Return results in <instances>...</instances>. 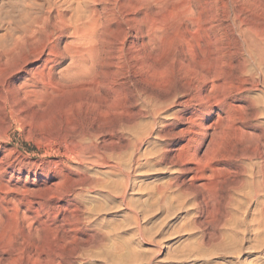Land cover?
Returning a JSON list of instances; mask_svg holds the SVG:
<instances>
[{
  "label": "rangeland",
  "instance_id": "rangeland-1",
  "mask_svg": "<svg viewBox=\"0 0 264 264\" xmlns=\"http://www.w3.org/2000/svg\"><path fill=\"white\" fill-rule=\"evenodd\" d=\"M47 1L0 0V264H264V0H54L55 57L21 17ZM196 71L227 96L160 195Z\"/></svg>",
  "mask_w": 264,
  "mask_h": 264
},
{
  "label": "bare ground",
  "instance_id": "bare-ground-1",
  "mask_svg": "<svg viewBox=\"0 0 264 264\" xmlns=\"http://www.w3.org/2000/svg\"><path fill=\"white\" fill-rule=\"evenodd\" d=\"M66 2L67 0H63L62 3ZM58 7L59 5L56 1L48 0L45 3V7H43L45 12L32 11L31 7H29L28 10L22 11L21 14V17L24 19L23 26L25 34L29 37L31 43L38 44V52L45 53L47 56L55 57L59 55V50L52 44L54 36L61 35L73 24L70 19L62 17ZM46 13H50V16H43ZM81 31L82 29L80 28L79 32ZM194 76V80L191 81V88L194 90L192 99L195 101L197 109L190 118V127L186 128L183 132V134L188 136V139L177 149H173L169 145L167 137H164L166 133L157 132L158 136H162L158 137L161 138L162 142L159 150H157L158 153L155 154L156 162L177 167L175 173L165 180L164 184L161 182L163 185L160 184V186L155 187L156 191H154L160 195L169 191L173 185L178 186L179 189L177 190L183 193L186 190H183L185 179L187 177L188 179L198 178L200 171L198 164L202 161L203 156L197 155L199 146L196 147V144L203 135V129L205 128V118H202V116L210 112L212 106L218 107V104L223 103L227 96L223 83L213 84V80L211 81V88L207 91L203 90L205 84L207 86L208 82H210V75L196 71L194 72ZM158 110V108H155L153 114H157ZM217 120H219V116ZM214 125H218V121ZM192 143L194 144L191 148ZM171 149L173 150L171 151ZM190 164H194V166H190Z\"/></svg>",
  "mask_w": 264,
  "mask_h": 264
}]
</instances>
